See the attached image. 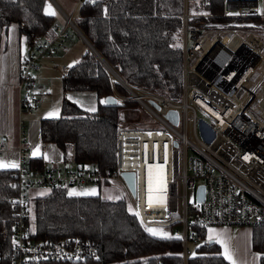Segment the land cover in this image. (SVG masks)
Masks as SVG:
<instances>
[{"label": "built area", "instance_id": "2783aa9c", "mask_svg": "<svg viewBox=\"0 0 264 264\" xmlns=\"http://www.w3.org/2000/svg\"><path fill=\"white\" fill-rule=\"evenodd\" d=\"M188 1L181 0L179 13L181 83L177 99L129 84L105 66L124 90H114L116 99L137 102L158 122L151 127H119L112 168L100 172L93 164L31 162L23 147L25 126L19 120L18 167L13 168L10 183L16 191L9 197L14 216L10 264H83L97 256L96 246L81 236H29L24 217L28 192L36 187L116 182L144 229L180 237L182 264L199 242L194 221L203 227L252 226L264 221V104L259 107V92L264 90V0L261 10L257 0H223L217 13L190 12ZM80 2L76 0L77 5ZM62 14L64 20L53 25V34L34 42L20 61L18 104L22 111L42 100L43 85L34 75L41 57L65 47L68 26L82 37L71 16ZM169 109L176 110V122L166 116ZM7 149L0 139V154ZM122 171L133 173L132 193ZM199 185L203 187L201 200H197ZM187 187L194 188L191 202L186 199Z\"/></svg>", "mask_w": 264, "mask_h": 264}, {"label": "trees", "instance_id": "16d2710c", "mask_svg": "<svg viewBox=\"0 0 264 264\" xmlns=\"http://www.w3.org/2000/svg\"><path fill=\"white\" fill-rule=\"evenodd\" d=\"M47 3L48 0H0V36L10 23H15L29 48L37 40L51 36L55 15L45 13ZM222 5L223 0H189L187 8L190 12L217 13ZM180 11L181 0H81L78 14L72 19L102 60L124 81L177 99L181 83ZM70 65L60 76L62 89L94 91L96 110L62 98L57 115L40 119L39 140L42 144L52 142L62 161L93 164L100 172H106L115 165L120 112L136 102L125 99L115 104L101 103L105 95L124 90L88 47ZM31 162L44 163L42 156ZM13 170L0 168V264H10L14 216L9 197L16 191L10 184ZM129 208L126 198H104L98 190L96 195L69 196L66 186L54 184L42 195H29L24 220L31 238L75 235L93 243L97 256L87 258L83 264L120 260L182 264L179 239L151 235ZM251 228L252 248L260 252L259 261L264 264V221ZM169 229L166 227V231ZM193 230L199 242L186 264H230L220 253L219 245L205 238V227L194 221Z\"/></svg>", "mask_w": 264, "mask_h": 264}, {"label": "crops", "instance_id": "0c3cea01", "mask_svg": "<svg viewBox=\"0 0 264 264\" xmlns=\"http://www.w3.org/2000/svg\"><path fill=\"white\" fill-rule=\"evenodd\" d=\"M57 2L48 0L47 3L51 5L56 13V24H60V22L56 21L57 15L62 19L61 23L63 22L62 13L70 15L71 18L77 16L79 5L76 4V0H58ZM73 31L78 35L75 30ZM83 41L85 40L83 39ZM29 50L30 48L19 35L15 23H10L0 36V139L8 146L7 151L0 154V160L6 165L12 162L17 163L16 148L18 146L19 120H22L25 126L26 140L23 143V147L26 148L30 160L42 156L44 163H60L62 159L57 147L52 142L42 144L39 140L38 125L40 119L57 115L62 98L73 101L88 110L95 107L97 103L96 94L92 90H63L60 76L64 69L63 66L67 67L68 65H62V70L58 72L57 68L60 69L58 64H51L52 59H45V55H43L44 58L42 59L41 57L43 65L34 72L35 78L43 85V90L41 91L42 100L31 110L22 111L18 104V96L20 94L18 70L22 57ZM49 113H52V115H49ZM37 146H39L38 149ZM34 150H37L39 154L33 156ZM45 155L47 158H45ZM73 164L72 162L71 165ZM92 185L85 184L68 188L75 189L77 192L90 189H95L97 192V186ZM251 230L250 225L243 224L230 226L210 225L205 227V238L211 237L219 245L220 253L224 258L225 248L228 249L231 259H225L230 264H233V262L235 264H260V252L252 248Z\"/></svg>", "mask_w": 264, "mask_h": 264}, {"label": "rangeland", "instance_id": "374dc122", "mask_svg": "<svg viewBox=\"0 0 264 264\" xmlns=\"http://www.w3.org/2000/svg\"><path fill=\"white\" fill-rule=\"evenodd\" d=\"M58 1V0H54ZM258 1V7L261 10L262 9V3L261 0ZM58 4V2H57ZM56 21L60 22L62 19L57 15ZM68 31V39L65 41V48L58 49L55 53L48 56L45 55V59L51 58L52 63L51 64H58L60 67L57 68V71L60 72L62 70V65H70L73 62H75L80 54L87 48V44L85 41H83V38L78 36L70 27L67 29ZM44 56H42V59ZM75 59V60H74ZM41 60V59H40ZM43 60L40 61V66L43 65ZM38 82L39 80L36 79ZM259 107H262L264 104V90L259 92ZM121 118L119 119V126L120 127H151V126H157L158 122L157 120L148 112L146 111L140 104L133 103L130 106H126L122 108V111L120 112ZM69 164H72V160L69 161ZM88 185V184H86ZM93 184L92 186H94ZM98 192L100 196L108 199H115L117 197H121V187L116 182H100L98 185ZM74 187V186H73ZM67 191L69 192L72 190L71 188L66 187ZM48 190L47 186L43 187H36L31 190H29L28 194H41ZM177 190L179 193L182 192V184L180 181H178ZM186 199L188 202L192 201L193 198V192L194 188L187 187L186 188ZM178 203L180 204V198H178Z\"/></svg>", "mask_w": 264, "mask_h": 264}, {"label": "snow or ice", "instance_id": "6c2138e0", "mask_svg": "<svg viewBox=\"0 0 264 264\" xmlns=\"http://www.w3.org/2000/svg\"><path fill=\"white\" fill-rule=\"evenodd\" d=\"M97 0H86V3H96ZM105 14H107V9L104 10ZM45 13L47 15H56L55 11L52 9L50 4H46L45 6ZM228 15H237V13H228ZM72 65H69V67H71ZM108 102H115V103H120L119 101H101V103H108ZM91 111H95L96 109L93 107L92 109H90ZM49 115H52V113H49ZM39 146H37L38 149ZM38 151L34 150L32 155L36 156L38 155ZM45 158H47V156L45 155ZM245 160H248L249 157L246 155L244 157ZM4 167H18V165L15 162H12L10 164H5L2 160H0V168H4ZM13 187H15V185H13ZM149 191H151V179H149ZM43 193H41L42 195ZM69 196H73V195H96V190L95 189H90V190H86L83 192H77L75 189H72L68 192ZM117 199H119V197H117ZM149 202H152V198L151 196H149ZM129 210L131 211V207L129 208ZM138 215V213H137ZM147 232H149L151 235L156 236V235H160L161 238L164 239H172L173 237L168 236L167 233L163 232V230L160 229H152V228H146L145 229ZM211 231V230H210ZM176 239H180V237H175ZM211 239V237H210ZM13 243H15V241H13ZM199 247V246H198ZM225 258L227 259H231V256L229 254V251L227 248H225V252H224ZM233 264H235V262H233Z\"/></svg>", "mask_w": 264, "mask_h": 264}, {"label": "water", "instance_id": "95a60500", "mask_svg": "<svg viewBox=\"0 0 264 264\" xmlns=\"http://www.w3.org/2000/svg\"><path fill=\"white\" fill-rule=\"evenodd\" d=\"M82 38L85 40L89 49L97 56L101 62L107 66V64L102 60L101 56L96 52V50L92 47V45L88 42L85 36L81 33ZM118 75V74H117ZM119 76V75H118ZM103 101H117L116 97L113 94H107L103 97ZM109 104H115V102H108ZM157 107V105H155ZM166 116L172 119L173 122H176V110L169 109L166 112ZM121 175L125 180L127 187L129 188L130 192H133V173L132 171H122ZM203 198V187L199 185L197 187V200H201Z\"/></svg>", "mask_w": 264, "mask_h": 264}]
</instances>
